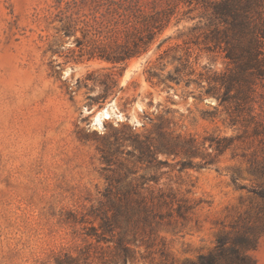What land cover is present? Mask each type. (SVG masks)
Wrapping results in <instances>:
<instances>
[{
    "label": "rangeland",
    "instance_id": "1",
    "mask_svg": "<svg viewBox=\"0 0 264 264\" xmlns=\"http://www.w3.org/2000/svg\"><path fill=\"white\" fill-rule=\"evenodd\" d=\"M160 2L178 4L170 25L148 53L112 66L68 57L76 43L58 0H0V264L78 259L90 242L88 264H122L86 235L109 190L150 206L128 264H190L252 229L264 264V78L251 112L221 103L211 89L228 61L205 40L210 13Z\"/></svg>",
    "mask_w": 264,
    "mask_h": 264
},
{
    "label": "trees",
    "instance_id": "2",
    "mask_svg": "<svg viewBox=\"0 0 264 264\" xmlns=\"http://www.w3.org/2000/svg\"><path fill=\"white\" fill-rule=\"evenodd\" d=\"M58 1L63 33L74 37L76 43L68 57L76 62L101 61L112 66L148 53L170 25L178 5L170 2L163 5L160 0ZM196 1L214 20L205 32L208 47L222 49L228 61L227 70L214 75L211 90H215L221 103H235L240 112H251L247 106L253 100V80L264 78V0ZM111 82L112 77L105 82L106 90L113 87ZM211 141L222 150L228 139L211 138ZM192 146L188 149L192 150ZM259 173L264 176V172ZM259 195L264 198V188ZM106 196L107 201L91 211L98 224L90 221L86 235L98 243L113 245L111 262L128 264L133 256L131 244L137 240V227L141 221L149 220L150 206L145 199H133L129 191L113 195L109 190ZM79 221L86 223L87 219ZM257 242L255 229L241 233L231 244L227 236H222L213 251L190 264H254L250 250ZM92 246V242L86 244L78 259L67 253L58 257L57 264H88ZM80 258L83 263L78 261Z\"/></svg>",
    "mask_w": 264,
    "mask_h": 264
},
{
    "label": "bare ground",
    "instance_id": "3",
    "mask_svg": "<svg viewBox=\"0 0 264 264\" xmlns=\"http://www.w3.org/2000/svg\"><path fill=\"white\" fill-rule=\"evenodd\" d=\"M102 114H103V115H105V116H106V118H108V117L110 116V114H109V112H108V111H104ZM102 114H101V115H102Z\"/></svg>",
    "mask_w": 264,
    "mask_h": 264
}]
</instances>
